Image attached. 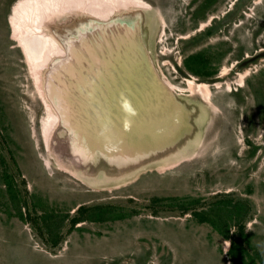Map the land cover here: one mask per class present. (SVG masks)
Listing matches in <instances>:
<instances>
[{"label":"rangeland","instance_id":"rangeland-1","mask_svg":"<svg viewBox=\"0 0 264 264\" xmlns=\"http://www.w3.org/2000/svg\"><path fill=\"white\" fill-rule=\"evenodd\" d=\"M18 1L0 0V264H231L230 239L192 211L210 210L216 201L236 198L246 200L252 214L237 251L247 262L252 257V264H264V0H143L150 8L114 11L112 23L85 20L70 31L68 51L74 64L64 61L66 66L71 62L64 72L100 77L98 67L103 64V73L117 83L118 93L112 92L109 103L84 98L75 110L80 121L71 115L74 120L69 121L62 110L73 98L70 82L65 89L57 83V91H63L58 100L54 83L49 89L46 79L53 65L44 64L33 75L11 35L9 21ZM76 13L83 16L66 13L57 24L73 28L71 16ZM212 25L214 32L207 35ZM145 49L166 85L147 65ZM192 53L203 55L198 73L184 61ZM58 77L55 72L52 79ZM132 81L148 94L141 106L157 107L149 113L143 108L145 118H120L127 124H116L119 98L128 104L120 85ZM41 94L58 109L57 115L60 111L65 116L71 131L67 139L55 140L65 134L59 116L50 125ZM178 101L187 125L170 126L164 133H184L178 141L172 138L160 150V140L153 143L146 135L144 141L137 140L134 126L145 127L150 117L151 135L158 125L176 126L178 116L169 114ZM159 102L168 114L160 115ZM104 122L109 125L106 136L101 128V134L95 131ZM115 126L127 130L120 144L113 142L114 148L87 143L96 141L95 136L114 138ZM75 146L87 162L71 167L67 161ZM98 152L110 157V170L104 161L93 168ZM114 153L118 159L111 157ZM81 205H102L114 218L72 226L73 216H83L77 211ZM186 207L189 211L182 213ZM44 212L50 218L42 217ZM228 234L238 236L237 225H230Z\"/></svg>","mask_w":264,"mask_h":264},{"label":"bare ground","instance_id":"bare-ground-1","mask_svg":"<svg viewBox=\"0 0 264 264\" xmlns=\"http://www.w3.org/2000/svg\"><path fill=\"white\" fill-rule=\"evenodd\" d=\"M131 6L147 8V9L150 8V6L146 2H144L143 0H19L14 5V7L12 9L11 19L9 21L10 26H11V35L13 36V38H15L19 41V46L23 50V53L25 54L26 61L29 64V67H30L32 74L33 75L37 74V71H39V70H37L38 67H41L44 64H49V65L55 64L56 67L54 70H55V72H57L59 77L52 79L51 82L54 83V90L56 91L55 94L58 97V100H60V99L62 100L61 93L63 91L62 92L57 91V89L59 88V85L57 83L62 82V84H64V89H65V84H68V82L72 83V84L69 83L68 84L69 86H67V85L66 86L72 92L71 94H73V98H70V102L68 103V105L63 104L61 101V103L63 104V105H61L63 113H65L66 116H68L67 117L68 119L71 116L74 117L75 113L77 112L75 110L78 108V106H80L82 101H83V103L85 102L84 101L85 99L90 101L94 97V99H97V101H99V104L104 103V102L109 103V102H113V101H111V99L114 100V98L109 99V96H112V92L118 93L117 83H115L114 81L111 83L110 77L106 76L109 74L104 73L105 77H104V75L97 77L96 75H90V74H92L91 72H89L88 75L84 74V73L82 74L79 71L77 73H71V74H66L64 72V70L68 67V65L71 64V62H72V64H74V61L70 60L69 51H68V49H69L68 44L70 43V41L72 39V38L70 39V37H68L69 34L71 33L70 31L76 27L80 28L82 23L85 20L86 21L88 20V21H90L96 25H99V24L101 25V24L108 23V22L112 23L111 19H113L116 16L115 13L117 11L127 9ZM114 11H116V12H114ZM71 12H83L82 17H79L80 14H77V13H76L77 15L71 16V19H73L74 22L72 21L73 23H71L70 26H72L73 28H70L67 25L61 26L60 24L59 25L57 24L56 19L58 17L60 18L61 16H65L66 13H71ZM112 12H114V15ZM71 19H69V20H71ZM204 25H206L205 22L202 23V26H204ZM130 30H131V28H130ZM130 33H131V31H130ZM91 47H92V45H91ZM129 50H131V49H129ZM122 56L124 57V55H122ZM130 56H131V54H130ZM123 57H121V59ZM124 58L121 61H123ZM92 60H93V58H92ZM64 61H67V62L71 61V62H70V64H68L66 66L63 63ZM124 62H126V61H124ZM114 64L115 63H113V65ZM147 65L149 66V64H147ZM114 66H116V64ZM73 68H75V67H73ZM149 68H151V67L149 66ZM109 72L112 73V71H109ZM118 72H119V70H118ZM112 74H114V73H112ZM111 81H112V79H111ZM116 82H117V80H116ZM172 86H173L172 84H169L167 87L170 88ZM41 96H42L43 101L46 103L47 114H48V116H50V121H49L50 125H54L56 123L57 118H58L57 113H55V111H54L56 109L53 105H50V103L48 102V100L45 98V96L43 94H41ZM65 97H66V95H65ZM69 97H71V96H69ZM116 97H117V95H116ZM68 101H69V99H68ZM91 102H93V101H91ZM114 108H115V106H114ZM97 110L101 113L100 109H97ZM69 112H71V113H69ZM77 113L75 115L76 118L78 115ZM109 113H110V111H109ZM69 115H71V116L69 117ZM74 118H70L69 121L74 120ZM92 120H94V119H92ZM78 121H80V119H78ZM93 122H96V121H93ZM89 123H91V122H89ZM110 123H112V122H110ZM91 126H93V125H91ZM46 130L48 131V129H46ZM73 132L74 131H72V133ZM48 133H49V131H48ZM166 133H168V132H166ZM72 136H73V134H72ZM89 136H90L89 133H86V137H89ZM97 138L98 139H96V141L90 139L87 143L100 144L101 146L105 145L107 148H111V146L112 147L116 146V144L113 143L114 141H118L120 144V141H119L120 139H118V138L115 139V136H114V138H113V136H111L109 138L107 136L108 139L106 138L105 140H103L100 136H97ZM77 139H79L80 142L84 141L83 136H81V137L77 136ZM45 142L47 144H49L47 136L45 137ZM100 145H96V148L100 147ZM48 147H49V145H48ZM117 150H118V147H117ZM81 152H82L81 148L80 147L76 148V146H75L71 151V156H69L70 159H68V161H67L68 164L70 162L71 165L75 164V166H77L78 163H81V162L86 163L87 160L84 157V155H81ZM114 154L115 155H111V157L113 159L114 158L118 159V154L117 153H114ZM75 155H76V157H75ZM130 160H133V159L130 157ZM49 163L50 162L48 160H46V165H48ZM73 166L74 165H72L71 167H73ZM75 169H77V168H75Z\"/></svg>","mask_w":264,"mask_h":264},{"label":"water","instance_id":"water-1","mask_svg":"<svg viewBox=\"0 0 264 264\" xmlns=\"http://www.w3.org/2000/svg\"><path fill=\"white\" fill-rule=\"evenodd\" d=\"M133 32H134V35H135V38H136V36H139V40L140 41H137V42H139V43H141L142 44V46H143V41H142V35H141V32H140V30H139V28H137V27H135L134 26V28H133ZM132 32V33H133ZM98 50V49H97ZM141 51V50H140ZM145 51H146V57L148 58V61H149V65L151 66V68H152V72H154V74H156L157 75V77H158V79L160 80V82H163L162 80H161V78L159 77V74L155 71V69H154V67H153V65H152V63H151V59H150V56H149V54H148V52H147V50L145 49ZM143 53V52H142ZM137 55V57L138 58H143L144 56H143V54H139L138 55V53L136 54ZM138 58H136V59H138ZM53 68H54V65H53V67H52V69H50V75H49V77H48V74H47V77H46V79H48V82H47V80H46V82H47V84H48V87H49V89H52L53 88V86H52V78L54 77V75H55V70H54V72L52 71L53 70ZM55 69V68H54ZM98 69H101L100 71H101V73L105 76V74L103 73V70L102 69H104L103 68V64H100L99 65V67H98ZM99 74H100V72H99ZM134 82L135 81H132V82H130V84H127V82L126 83H124V84H122V85H120V87H122V90H123V93L122 94H126L127 96H128V104H125V102H124V99L122 98V97H120L119 98V102H118V107H119V112H118V114H120V115H118V116H116L114 119H115V123L116 124H118V123H122L123 125H126L127 123H125V121L123 120L122 122H121V120H119L120 118H123V119H133V118H145L144 117V109L143 108H146L147 109V113H149L150 111H152L153 109H154V107H157L156 105L155 106H151V104H149V105H147V103H146V105L145 106H141L142 104H140L141 102H143V101H148L146 98H145V96H147V95H144L145 93H146V91H144L143 89L142 90H139V89H137L138 87L136 86V87H134ZM165 82H163V84H164ZM54 85V84H53ZM164 85H166V83L164 84ZM166 87V86H165ZM124 88H131V90L130 91H128V90H125ZM167 88V87H166ZM167 91L171 94V95H173L172 94V90H169L168 88H167ZM121 94V95H122ZM120 95V96H121ZM133 96H136V101L135 102H133L132 103V101H133ZM174 96V95H173ZM123 100V101H122ZM137 102V103H136ZM149 103V102H148ZM178 103V108H175L174 109V111L172 110V111H170V114L169 115H173V117H177L178 116V119H177V122H176V126H174V124L172 125V123L173 122H171V123H164V124H162V125H158V126H156L155 128H154V133L151 135V133H150V130H147L148 128H149V122L152 120L151 119V117L150 118H148L147 119V121H146V123H147V125H145V127H142V126H140L139 125V128H137L136 126H134V128H135V130L138 132V136H137V140L139 139V138H143V135H146V136H149V137H152V141H153V143L155 142V141H159L158 143H157V145L159 146V149H161V150H163L162 148H166L168 145H170L171 143H172V138H174V140L175 141H178L179 139V137H181L182 135H184V133H182L181 135L180 134H175L176 132H177V130H175L173 133L176 135L175 137H173V136H168V137H165L164 136V133L166 132V129L168 128V127H170V128H172L173 129V127H175L176 129H178V127L179 128H184V126H186L187 125V120H186V118H188L187 116H186V114H185V111H184V109H183V107L179 104V101L177 102ZM158 104H161V106L159 107L160 109V115H161V113L163 112L164 114H168L167 113V111H169L168 110V108H167V106L164 104V103H162V102H159ZM107 105V104H106ZM90 106V108L92 109V107L94 106L93 104H91V105H89ZM141 106V107H140ZM136 107H139V108H136ZM135 108V109H134ZM105 109L106 110H110V112H111V110H112V106L111 105H107L106 107H105ZM127 109H129V110H127ZM93 110V109H92ZM134 110V111H133ZM122 111H123V113H122ZM59 113H58V116H59V121H60V123H59V125H60V127H61V129L60 130H62L63 131V133L65 134V136H62V137H60V136H56L57 138L55 139L57 142L59 141V140H63V139H67V137L69 136V134H71V131H70V129L67 127V123H66V121H65V116L63 115V117H62V115H61V112L60 111H58ZM78 112V111H77ZM76 112V113H77ZM142 112H143V114H142ZM76 113H75V115H76ZM60 114V115H59ZM75 115H74V117H75ZM150 115H151V113H150ZM120 116H122V117H120ZM85 120V119H84ZM64 121H65V123H64ZM172 121H173V118H172ZM102 125H100V123L97 125V127H96V129H95V131L97 130V132L98 133H100L101 134V129H103V131H104V133L102 134V136L103 135H105L106 136V133H107V127L108 126H106L105 127V123H101ZM131 124V123H130ZM103 125H104V127H103ZM73 126V124H71V127ZM118 127V126H117ZM124 128H116V126H115V132H114V135H115V139L116 138H120V139H122V136H123V133H124V131H126L127 129H125L127 126H123ZM148 127V128H147ZM84 128V127H83ZM101 128V129H100ZM150 128H152V126L150 125ZM141 129L143 130V131H141ZM160 131V133H158V132H156V131ZM163 134H162V133ZM97 137V136H96ZM129 139H130V137H128ZM98 139V138H97ZM181 139V138H180ZM145 139L143 138V140L142 141H144ZM133 141H134V138H133ZM134 142H136V141H134ZM151 144V143H150ZM135 145H137V144H135ZM138 146V145H137ZM117 153H119V151H117ZM96 155V157H94L93 159L95 160V162L97 163L96 165H94V167L93 168H95L98 164H100V162H102V161H104L105 163H104V166L108 169V170H110V167H112L111 166V164L110 163H113V162H111V160H110V157H108V155H104V154H102L101 152L99 153H96L95 154ZM132 155H135L134 153H132ZM67 170L69 169V168H66Z\"/></svg>","mask_w":264,"mask_h":264},{"label":"trees","instance_id":"trees-1","mask_svg":"<svg viewBox=\"0 0 264 264\" xmlns=\"http://www.w3.org/2000/svg\"><path fill=\"white\" fill-rule=\"evenodd\" d=\"M206 34H210V28L206 30ZM185 64L188 65L190 70H193L195 72H200L201 70L199 67H202L203 61V55L200 53L197 54H190L189 56L184 58ZM198 64V66H197ZM249 205V204H248ZM247 205V201L236 198V199H226V202H218L216 201L215 204L212 205L210 210H193L192 213L196 215L199 218V221L201 222H208L212 224L215 229H217L219 232H221L223 235H225L226 238L230 239V247L228 250V253L230 255V262L231 264H252L254 263V258H250L249 261H245L243 257L241 256L242 253H239L237 251V248L240 246V239L239 236L243 234L244 230V223L247 219H249L251 214V207ZM104 209V210H101ZM78 213H82L83 216L77 215L73 216L71 219L72 226L76 225L77 223H80L81 221H95V220H110L114 217L109 214V212H106L104 206L98 205V206H79L78 207ZM189 211V209L186 207L182 210V213H185ZM42 217H48L50 218L51 214L44 212L42 214ZM230 225H237V233L238 236H230L229 233V226ZM57 240H54V243H56Z\"/></svg>","mask_w":264,"mask_h":264},{"label":"flooded vegetation","instance_id":"flooded-vegetation-1","mask_svg":"<svg viewBox=\"0 0 264 264\" xmlns=\"http://www.w3.org/2000/svg\"><path fill=\"white\" fill-rule=\"evenodd\" d=\"M228 11H229V10H228ZM228 11L225 12L226 15H227ZM243 13H244V15H246L245 12H243ZM224 15H225V14H224ZM210 19H212V17H211ZM213 32H214V26L212 25V26L210 27V34H213Z\"/></svg>","mask_w":264,"mask_h":264}]
</instances>
